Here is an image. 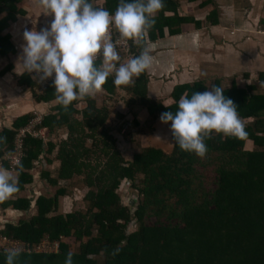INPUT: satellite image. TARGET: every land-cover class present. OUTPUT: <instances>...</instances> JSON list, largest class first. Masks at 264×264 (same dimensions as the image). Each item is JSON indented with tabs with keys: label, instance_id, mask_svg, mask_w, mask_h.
I'll return each instance as SVG.
<instances>
[{
	"label": "trees",
	"instance_id": "trees-1",
	"mask_svg": "<svg viewBox=\"0 0 264 264\" xmlns=\"http://www.w3.org/2000/svg\"><path fill=\"white\" fill-rule=\"evenodd\" d=\"M21 1L0 0L1 57L14 53L4 31L24 13L18 8ZM118 2L101 0L94 7L114 13ZM164 3L166 7L156 14L155 25L142 42L145 45L180 34V26L186 21L178 13V1ZM213 13L216 16V8ZM211 22L216 24L217 20ZM123 50L118 52L139 55L141 46L127 40ZM243 77L246 79L247 74ZM146 83L143 72L120 88L128 97L126 114L114 112L111 120L108 109L97 106L90 96L81 99L80 108L75 101L66 109L56 102L32 131H43L48 141L43 143L28 134L20 139V190L0 201V208L28 215L15 224H5L0 234L29 247L44 239L57 241L58 245L55 253L21 252L17 264H64L69 252L73 264H264V70L257 72L255 82L243 85L236 76L211 81L193 78L173 86L167 98L159 101L147 97ZM213 85L223 87L224 95L238 107L248 138L221 139L212 134L205 141L208 151L200 158L180 150L172 138L170 122L161 123L160 115L177 111L185 93L190 97L194 91L210 90ZM117 86L114 75L109 76L102 90L112 94L119 89ZM55 97L53 84L41 95L32 91L36 103ZM139 109L150 117L145 122L147 130L159 121L154 128L163 135L156 136L158 146L163 148H140L124 158L115 135L127 116L132 128L139 127ZM31 120V114H26L10 129L0 131V136L7 137L6 144H0V160L5 168L10 169V165L4 155L14 152L18 133ZM113 121L116 127L110 126ZM169 148V152L165 150ZM41 155L46 157V165L53 161L58 164L42 173L48 185L82 177L85 209L58 214L57 200L64 195L63 188L50 197L35 195L33 201L20 196L24 186L31 183L30 171ZM135 178L140 179L137 186L133 185ZM122 182L130 192L125 203L117 193ZM132 220L136 229L127 232L126 226ZM4 261V250H0V264Z\"/></svg>",
	"mask_w": 264,
	"mask_h": 264
},
{
	"label": "clouds",
	"instance_id": "clouds-1",
	"mask_svg": "<svg viewBox=\"0 0 264 264\" xmlns=\"http://www.w3.org/2000/svg\"><path fill=\"white\" fill-rule=\"evenodd\" d=\"M36 4L54 19L48 28L39 32H23L18 66L22 73H35L41 81L54 75L51 84L55 88V99L65 109L77 99L94 96L102 90L109 76L114 75L116 85H128L133 77L151 68L154 57L142 42L155 25L156 14L166 7L164 0H119L114 13L94 7L90 0H36ZM112 28L119 33L116 41L111 36ZM127 40L140 45L141 51L121 62L117 47ZM98 59L101 60L99 65ZM177 109L161 113L160 121L170 122L172 138L181 151L203 158L208 151L205 141L212 134L220 135L221 139L248 138L238 107L224 95L221 86L194 91L190 97L185 93ZM6 142L7 137L0 136V144ZM22 171L20 160L13 169L0 165V201L20 190ZM20 255L19 248L4 249V264H17ZM72 256L69 252L64 264H73Z\"/></svg>",
	"mask_w": 264,
	"mask_h": 264
},
{
	"label": "crops",
	"instance_id": "crops-1",
	"mask_svg": "<svg viewBox=\"0 0 264 264\" xmlns=\"http://www.w3.org/2000/svg\"><path fill=\"white\" fill-rule=\"evenodd\" d=\"M174 1L179 2L178 13L186 21L180 26V34L165 37L146 45L154 57L151 68L145 71L146 95L148 97H150L149 94L152 95L157 90L168 87V83L172 89L173 86L189 82L193 78H206L207 81H210L215 77H222L218 74L209 77L205 75L207 70H216L214 72L227 74L225 77H240L247 74L246 71L250 66L256 67L264 61L262 60L264 59V34L262 31L264 30V20H262L264 19V0ZM90 2L96 6L101 3V0ZM18 8L24 13L20 17L17 16L15 21H11L4 31V34L9 36L14 53L0 56V131L10 129L16 119L26 114L39 112L41 115H46L56 105V99L40 103L33 101V84L30 80V73H22V69L18 66L21 63L19 57L22 55V45L24 44L23 32L25 30L39 32L42 28H48L54 17L45 15L44 10L37 6L36 0H22ZM214 8L217 9V17L213 13ZM214 19L217 20L216 24L211 22ZM197 22L198 24H196ZM177 43L188 51L186 66L182 71L175 67V65L179 66L175 59V53L169 52V47L174 48ZM123 51L119 52L121 62H126L129 56ZM221 57H223L224 63L220 62ZM171 60L174 61L173 65ZM220 64L223 65L218 67ZM8 67L10 68L8 69ZM170 73L184 76V78L177 81L173 78L171 81H166V84L163 79H166ZM124 87L125 85L117 86L119 89ZM100 95L110 96L103 90L90 96L95 98L97 106H99V102H96L97 97ZM75 103H77V108L82 105L81 99L75 100ZM109 124L112 126V123ZM134 152L136 150L128 153L127 148L121 153L127 158ZM44 164L46 165L45 160ZM0 165L3 166L2 162ZM51 165L53 168L47 169L48 171H52L58 164L53 161L48 166ZM45 196L50 197V195ZM33 197H30L31 201L35 198ZM21 214L14 210L0 208V230L7 223L15 224L19 219H23L24 215Z\"/></svg>",
	"mask_w": 264,
	"mask_h": 264
},
{
	"label": "rangeland",
	"instance_id": "rangeland-1",
	"mask_svg": "<svg viewBox=\"0 0 264 264\" xmlns=\"http://www.w3.org/2000/svg\"><path fill=\"white\" fill-rule=\"evenodd\" d=\"M20 16L21 15H19V17ZM262 20H264V19H262ZM242 31L244 32V30H242ZM262 31L264 34V30H262ZM169 52L175 53V59L179 64V66L175 65V67L177 68V70L182 71L184 69V67L186 66L188 51L186 49H183L177 43L174 48L169 47ZM262 60H264V59H262ZM220 62L224 63L223 57H221ZM173 63H174V61L171 60L172 65H173ZM222 65L223 64H220V66H218V67H221ZM259 70H264V61L256 67L250 66L248 68V70L246 71L247 78L245 79V77H243V76L238 77V83L240 85H243L244 83L247 84V83L255 82L256 77H257V72ZM214 71H216V70H214ZM214 71L207 70V73H205V75H208L209 77L217 76V74L219 76H222V77L227 76V74L217 73ZM180 75H182V74L180 73ZM173 78L175 81H177V80H182V78H184V76L183 77H181L179 75L176 76L175 73H173V75L170 73V74H168L166 79L165 78L163 79V81L164 82H166L168 80L171 81V80H173ZM211 80L212 79H210V81ZM166 84H167V82H166ZM34 86H35V84H34ZM168 88L171 89V85L169 83H168V87L166 86V87L162 88L161 90H157L156 92L152 93V95L149 94L150 97H148V96L147 97L149 99L155 100V101H159L160 99L164 100L165 99L164 97L166 96V98H167V94L170 93L169 91H171ZM32 91L37 93V94L40 93L39 91L36 92V89H34V87L32 88ZM119 96L121 98H118ZM126 100H127L126 93L124 91L118 89L117 92H113L112 94H110V96H106V95L98 96L96 102H99V107L105 106L108 109V115L110 116V119L112 120V116L114 115L115 111L116 112L119 111L123 114H126V112H127V108L125 106ZM164 102L167 103L168 100L166 99ZM137 112H138L137 120L139 121V127L137 129H134L131 127L128 116L124 119V122H121L122 124L119 123V124H121L120 128H119L120 131H119L117 136L115 135L117 148L119 150L121 149L120 150L121 152L124 150H127V148H128V153H131L135 150L139 151L140 148H147V147L163 148V146H160V145L158 146L157 140H156V138H157L156 136L162 137L163 135L157 128H154L158 124L159 121L156 120V123L152 124L151 129L147 130L145 122L150 117L146 116L144 110H142V109L141 110L139 109ZM113 125H114V121L112 122V127H113ZM114 127H116V124L114 125ZM36 133H38V132H35V134ZM40 140L43 143H46L48 141V139L46 138L44 133L40 134ZM168 142H171V141L169 140ZM17 143L18 142H16V144ZM89 143L90 142L88 141L87 145H89ZM160 143H161V140H160ZM165 150L169 152L171 149L169 148V149H165ZM121 155H122V153H121ZM127 155H129V154H127ZM13 157H15V151L13 153H11V155H9V153H6L3 157V159L7 160L8 162L9 161L11 162V161H13ZM122 157L125 158V155H123ZM44 160H46V157L44 155H41V156H39L37 161L33 164L35 166L30 171L32 181L30 184L24 186L23 190L20 191V195L27 197V198L33 197L37 194L52 196L56 189L63 188L65 191L64 195L58 197V200H57V201H59L58 206H57V211H56L58 214H65V213H69V212L74 211V210L78 211V210L85 209L87 204L81 200L82 196L84 195V191H86V189H83L84 187H83L82 177L75 178L73 181H68V182L59 181V183L57 185L50 186L47 184L46 180L43 179L42 173L45 172L44 170H47V169L49 170V169L53 168V165H51V166L45 165ZM139 180H137L135 178L133 185L137 186ZM126 187H127L126 182H122L118 191H117L122 203L123 202L125 203L129 198L130 192H129V190L126 189ZM26 215H28V214L24 213L25 219L27 218ZM135 225H136V223H134V221L132 220V222L126 226V231L127 232L134 231L136 229ZM83 240L84 239H82V241ZM77 245H78L77 242L74 243V248H76ZM49 250H53V247L50 246ZM99 260L100 259L98 258V261Z\"/></svg>",
	"mask_w": 264,
	"mask_h": 264
},
{
	"label": "built area",
	"instance_id": "built-area-1",
	"mask_svg": "<svg viewBox=\"0 0 264 264\" xmlns=\"http://www.w3.org/2000/svg\"><path fill=\"white\" fill-rule=\"evenodd\" d=\"M111 36L114 41L120 38L119 33L114 28H112L111 30ZM126 47H127V41H124L118 44L117 50H123ZM30 79L35 84L34 89H36V92L38 91L40 92L38 94L37 93L35 94L41 95L46 90L47 86L53 83L54 75L53 77H49L48 79L41 81L35 73H30ZM31 116H32V120L29 122L27 127L24 130H21L17 135L16 142L18 143L16 144L15 142V146H16V148L14 149L15 157H13V161L11 162L9 161L10 169L14 168V166L16 165V161L19 160L20 159L19 157L22 155L20 143H19L20 139L23 138L25 134L31 135L33 139H40V134H42L41 131H39L36 134L32 133L34 127L38 125L39 122L41 121L42 115L39 112H32ZM60 241H62V238H60ZM57 245H58L57 241L48 242L46 239H44L37 245L29 247L27 244L20 243L18 241L12 240L0 234V250H4L6 248H19L21 249V252L24 253H55L57 252ZM50 246L53 247V250H49Z\"/></svg>",
	"mask_w": 264,
	"mask_h": 264
}]
</instances>
